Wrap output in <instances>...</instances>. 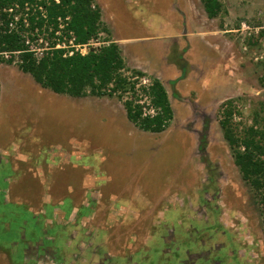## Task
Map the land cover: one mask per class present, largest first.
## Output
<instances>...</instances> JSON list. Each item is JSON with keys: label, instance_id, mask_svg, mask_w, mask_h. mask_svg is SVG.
I'll use <instances>...</instances> for the list:
<instances>
[{"label": "rangeland", "instance_id": "rangeland-1", "mask_svg": "<svg viewBox=\"0 0 264 264\" xmlns=\"http://www.w3.org/2000/svg\"><path fill=\"white\" fill-rule=\"evenodd\" d=\"M98 1H107L111 28L105 26L110 34L102 32L91 49L107 39L125 40L127 68L145 69L142 80L148 83L157 77L162 81L173 121L161 133L142 131L127 117L130 95L56 94L19 69V55L9 64L12 55L0 53V264H25L29 246L24 240L33 242L32 233L41 234L45 244L44 238L53 236L50 245L65 252L63 259L58 255L61 262L79 254V241L85 239L79 227L54 224L46 236L41 231L45 217L39 213L47 210L49 219L52 206L61 202L69 213L72 198V203L96 207L98 222L110 218L112 206L117 213L120 205L129 207L131 222L133 211L151 215L149 222L131 230L154 237L131 263L189 264L181 262L189 259V250L205 257L193 264H264L261 195L243 179L220 124L223 103L236 100L233 124L238 131L255 126L256 114L262 127L264 67L240 51L233 33L222 30L242 23L264 27V0H221L223 11L214 20L204 15L202 0ZM173 9L183 46L189 44L187 35L201 43L203 31L213 44L204 53L207 63L197 49L199 66L192 68L184 58L188 47L173 49L169 61H177L181 74L174 80L158 67L154 45L158 35L174 33L173 19L163 15ZM19 32L31 38L38 55L45 52L46 42H53L48 32ZM223 36L234 46H221ZM72 230L78 231L77 238ZM165 236L176 240L173 245L180 249H171L177 254L162 253Z\"/></svg>", "mask_w": 264, "mask_h": 264}, {"label": "trees", "instance_id": "trees-1", "mask_svg": "<svg viewBox=\"0 0 264 264\" xmlns=\"http://www.w3.org/2000/svg\"><path fill=\"white\" fill-rule=\"evenodd\" d=\"M202 3L211 19L223 11L221 0H202ZM26 6L30 8V28L25 27L22 18L18 23L21 31L42 28L46 21L57 29L61 19L67 25L66 30L74 33L76 45L88 44L102 32L110 34L102 23L100 8L94 7L93 0H60L59 3L55 0H0V52H19L18 67L22 72L30 74L42 88L73 98L130 95L125 109L128 119L136 127L145 132L161 133L170 126L174 112L161 81L153 78L144 84V72L127 68L120 46L111 39L104 40L106 44L87 54L75 52L66 57L65 50L56 49L51 43L50 51L39 59L35 58L26 38L9 28L13 18L8 10L18 7L16 13L19 14ZM40 7L45 9L47 20L41 17ZM13 58L12 55L9 64L14 62ZM183 70L186 72V67ZM235 103L236 100L223 103L220 124L243 179L260 193L264 206V120L262 127H258L259 114H256L255 126L239 132L233 124L237 109ZM147 104L155 108L154 116H143Z\"/></svg>", "mask_w": 264, "mask_h": 264}, {"label": "crops", "instance_id": "crops-1", "mask_svg": "<svg viewBox=\"0 0 264 264\" xmlns=\"http://www.w3.org/2000/svg\"><path fill=\"white\" fill-rule=\"evenodd\" d=\"M93 2H95L96 5L100 8L102 23L105 26L107 25V27H109L110 29L111 26L108 22L110 19L108 18V16H106V12H108V10H105L107 8V1L104 4L103 2L100 3L98 0H93ZM204 13L207 19L211 20L205 10ZM163 15L167 20L171 21L173 19L171 23H173L175 30L173 34L158 35V37L155 38L154 45L156 46V59L158 61L157 65L159 68H162L163 73H165L166 76L172 77V79L174 80L179 78L181 74L178 69L177 61H169L170 53H172L173 49H175L176 51H183L184 49L186 50V48L188 47L184 54V58L185 61H187L189 67L192 68L199 66V64L197 63V55L195 54L197 49L203 53L204 58V56L206 55L204 53L209 51V46H213V44L207 38L209 37L207 36L209 34L206 31H203L202 35L200 36L201 43L199 42V39L195 38L197 36L187 35L189 44L186 47L183 46L181 42L182 37L179 35V31L177 28L178 18L174 13V9L172 11H163ZM214 19L215 18H213L212 20ZM232 30L234 29L225 31L222 30V32L232 33ZM228 37L229 36H223L224 44H221V46H234V41L230 40ZM113 41L120 46L122 51V57H124L125 50L123 46L124 44L127 45L128 43L123 39H115ZM218 46H220V44ZM206 57V60L204 59L205 63H207L208 61V56L206 55ZM139 67L140 65L137 66L138 69H140ZM141 71L146 72L145 69ZM157 79L159 78L157 77ZM43 194H45V192H43ZM46 194L49 193L46 192ZM71 200L69 204L71 205L69 213L67 212V210H65V206L67 204L63 202L58 203L56 206H52L53 210L51 213V218L49 219L47 217V210H44L42 213H39L40 216L45 217V222L43 225L45 229H41V231H43L42 235L46 236L45 230L48 228V226L54 224H59L62 226L63 224H66L71 225L73 227H79L81 230V236L85 238L79 241V245L81 247L80 249L82 251L77 255H71L72 260L68 263H64L63 260L61 262L58 259V255L61 250L57 249L55 246L50 245V243H53L55 241V238L53 236L44 238V240L46 241L45 244L41 239L38 238L41 236V234L37 235L36 233H32L31 237L34 238L33 242H28L24 240V243L28 244L29 246V249L28 251H26V255L24 256L25 264H78L79 262L82 264H111V262L115 260L119 261L120 263L123 262V264L127 263L128 261L130 264H137L135 262L131 263L130 259L133 255L141 252V250L147 249L149 243L154 237L150 235L149 237H147L144 234H135L131 230H135V228L137 227L141 228L140 226L146 224L143 223L145 219L148 222L150 221L151 215L149 216L148 214L147 219V216L145 217L143 214H140L141 212H138L137 215H135V212L133 211L132 213L134 218L132 220L133 222H131L130 219L127 217L129 207L120 205V209H118L119 213H117V209L115 208V206H112L109 208V212H111L110 218L98 222L94 219V217L98 215L94 213V211L97 210L96 207L91 206V204L82 205L79 202L72 203ZM152 216H154V214H152ZM116 227L120 228L118 230L121 233L116 234ZM71 232H75V235L73 234V236L77 238V235L79 234L78 231L72 230ZM100 233H103V235L106 236L105 240L97 241V239H99L98 237ZM42 244H44V246H42ZM101 249H104L102 253L100 252ZM87 250H89L91 254L89 255V257L86 256ZM60 254L62 258L65 255V252H61ZM10 258L12 259V256H10ZM16 262H14V264H19L18 262Z\"/></svg>", "mask_w": 264, "mask_h": 264}, {"label": "built area", "instance_id": "built-area-1", "mask_svg": "<svg viewBox=\"0 0 264 264\" xmlns=\"http://www.w3.org/2000/svg\"><path fill=\"white\" fill-rule=\"evenodd\" d=\"M41 1V0H39ZM57 3L60 2V0H55ZM18 10L17 8H10L8 12L10 13L11 17L13 18L12 21L9 24L10 30H16L19 32V26L18 23L19 21L23 18V23L26 28H30V22H29V11L30 8L29 6H26L24 11L21 13L17 14L16 12ZM40 12H41V17L45 20H47V15L46 11L43 7H40ZM2 25V21L0 18V27ZM66 23L59 19V26L57 29L53 25H49L48 22L46 21L44 26L42 28L36 27L35 32L37 33H43V35L48 32L55 44L56 49H61L65 50L64 56H72L75 52H80L82 54H87L89 51H91L92 48L94 47L93 45L96 44V42H99V39H94L91 40L88 44L84 45H76L75 44V35L72 31H67L66 30ZM46 28V30H45ZM234 36L236 37V42L237 45L239 46L240 51H242L244 54H249L251 55V58L256 64H260L264 67V27H254L250 26L247 23H242L241 26L237 29H234L231 31ZM48 35V34H47ZM31 39V38H29ZM27 39L26 42L29 45L30 52L33 53L35 58L39 59L43 55H45L46 52L50 51L51 49V43L46 42V46L44 48L45 52H42L41 54H37L30 46V40ZM42 40H40V43ZM101 45L106 44L105 41H102L99 43ZM100 47V46H97ZM1 53V52H0ZM5 57L8 55H19V52L17 53H8V52H3L1 53ZM144 84H147L148 81L143 80ZM156 114L155 108L150 106V104H147V106L143 109V116H154Z\"/></svg>", "mask_w": 264, "mask_h": 264}, {"label": "flooded vegetation", "instance_id": "flooded-vegetation-1", "mask_svg": "<svg viewBox=\"0 0 264 264\" xmlns=\"http://www.w3.org/2000/svg\"><path fill=\"white\" fill-rule=\"evenodd\" d=\"M172 238L173 237H170V236L169 237H166L165 236V238H164L165 240L164 241L166 242V246H165V249H163V252L162 253H164V254L166 252L174 253V250L171 249L172 247H174L176 250H179L180 249V247L177 248V247H175L173 245V243L176 244V240L175 239L173 240ZM216 250H219V248H216ZM175 253L177 254V252H175ZM209 253H211V251ZM187 254L189 255V259L187 261H181V262H188L189 264H193L195 262V260H200L202 258H205V257H202V256H204L202 253L201 254L193 253L192 251H189V250H187Z\"/></svg>", "mask_w": 264, "mask_h": 264}]
</instances>
